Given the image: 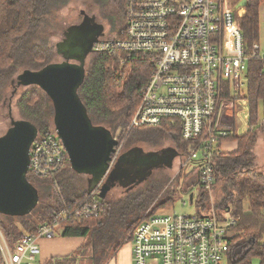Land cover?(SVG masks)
Listing matches in <instances>:
<instances>
[{
  "label": "built area",
  "instance_id": "built-area-1",
  "mask_svg": "<svg viewBox=\"0 0 264 264\" xmlns=\"http://www.w3.org/2000/svg\"><path fill=\"white\" fill-rule=\"evenodd\" d=\"M244 12L239 1L125 0L122 27L94 44L96 52L115 57L120 65L130 59L152 64L125 133L144 127L178 133L186 144L180 166L190 167L196 185L205 192L216 182L215 156L225 151L224 138L235 132V106L247 105L248 61L264 59L258 43L245 45L240 25ZM113 137L118 140L114 161L123 141L119 135ZM67 160L60 138L50 129L32 141L28 171L52 177ZM100 185L73 210L59 213L76 218L97 214ZM56 218L41 224L36 233L25 234L14 250L3 237L2 263L33 264L40 253L39 239L54 236ZM235 224L234 217L219 216L214 209L193 215L172 210L149 213L129 236L131 264H226Z\"/></svg>",
  "mask_w": 264,
  "mask_h": 264
},
{
  "label": "trees",
  "instance_id": "trees-1",
  "mask_svg": "<svg viewBox=\"0 0 264 264\" xmlns=\"http://www.w3.org/2000/svg\"><path fill=\"white\" fill-rule=\"evenodd\" d=\"M108 1L118 9L123 19L125 0ZM46 2L47 0H0V86L11 77L19 62H29L31 69H39L50 62L49 55L38 52L30 54L27 48V38L33 32L36 17ZM263 4L264 0H247L244 7L240 25L247 48L258 43L259 10ZM263 67L264 59L255 57L248 61L244 96L248 105L247 130L243 134L234 132L225 137L224 141H236V149L215 156L216 181H227L222 187L223 196L216 206L217 213L219 216L226 213L236 219V224L231 228L234 235L230 240L228 264H252L253 259H257L258 264H264V176L254 163L255 155L251 148L255 138L254 128L258 122L257 104L259 101L264 102ZM151 71L152 64L147 61L130 59L120 65L115 57L96 53L87 64L83 81L78 88V95L92 123L103 125L108 130L111 126H127ZM16 106L23 118L36 125L38 133L55 129L52 101L43 90L39 91L36 85L21 94ZM260 127L264 128V122ZM171 135L181 143L185 152L186 144L180 140V135ZM68 162L69 160L66 164ZM65 166L57 174L45 178L33 175L27 170V180L36 189L39 197L37 205L22 214L0 212V231L11 250L15 249L25 234L36 233L41 224L50 221L54 216H57L55 232L59 229L60 236H80L85 242L102 227V215L107 212L109 204L100 197L99 211L94 216L76 218L59 213L61 210H73L89 192L82 190L74 195L62 194L58 177L60 180ZM114 171L108 174L109 181L115 179ZM204 194L205 191L199 190L196 199V205L201 210L205 207ZM171 200L168 198L159 204L167 206ZM139 218L126 225L127 233L132 231ZM123 241L127 242L129 238ZM121 243L114 246L113 253ZM89 244L84 243L75 252L55 259L56 264H79L81 260L85 264H105L108 256L107 252H104L105 248V257H96L94 254L101 245L93 242ZM2 261L0 249V264Z\"/></svg>",
  "mask_w": 264,
  "mask_h": 264
},
{
  "label": "rangeland",
  "instance_id": "rangeland-1",
  "mask_svg": "<svg viewBox=\"0 0 264 264\" xmlns=\"http://www.w3.org/2000/svg\"><path fill=\"white\" fill-rule=\"evenodd\" d=\"M228 1L234 4L240 0ZM45 4L46 5L36 17L33 32L27 38V48L30 54L38 52L49 55L50 61H60V55L56 54V42L61 39L62 31L67 26L79 21L81 10L89 15L94 14L98 21H103L107 26L109 25V22L115 20L117 23V21L122 18L118 9L108 0H47ZM111 15L113 16V19L110 18ZM115 31H109L106 35H111L110 37H113ZM258 44L261 53H264V4L261 5L259 10ZM95 55L96 54H94V56ZM91 58L92 57L87 61L86 66ZM26 68L31 69L29 62H19L15 66L11 77L3 84V86H0V135L7 130L12 120L23 118L18 111L16 101L21 94L33 85H17L16 76ZM36 88L39 91H42L39 87L36 86ZM242 109L243 112L241 111ZM234 111L235 116L238 115V117H235L234 130L237 134H242L247 129L246 113H248V105H236ZM257 117L258 122L254 128L255 138L253 146L251 147L252 150L254 147V151L257 145L263 144L261 138H259V141L257 138L258 135L260 137L262 136L259 133H264V128L260 127L261 121L264 118L263 101H259L257 104ZM226 119L228 120L229 117H226ZM106 124L107 126H111L110 123ZM125 127L126 126H111L110 131L113 135H119L123 141L121 150L135 149L136 147H141L145 150V156L139 164H145L146 162L144 161L148 159L149 154H151L150 152H155L160 148L176 146L177 144L178 150H183L181 143H176V137L170 135L172 133L168 131L164 130V132L156 127H146L133 128V130L131 129L125 133ZM261 154H264V149H262ZM177 161L178 159L175 158L173 166L167 164L164 167L152 170L147 176L138 175L133 178H123L124 181H122V183L119 182V184L111 188L104 197H100L103 201H106L109 206L105 215H102V227L99 231L93 233L94 236L87 238L85 242L88 244L89 242L99 243L101 245L94 254L96 257H103L104 252H107L108 256L112 254L114 246L117 243H121L124 239L127 240L129 238L132 232L127 233L126 231V225L129 222L138 217L141 219L144 215L153 213L159 208L165 207L167 210H172L177 214L186 215L197 213L206 214L210 209L218 210L216 206L223 196L222 187L227 181L219 179L214 183L210 191L205 192L203 201L205 207L201 210L195 202L199 195V188L195 184L197 178L193 172H189L190 167L183 170ZM136 165L137 163H133L130 166L134 167ZM65 167L66 168H64L63 172L60 174V180L58 177L59 187L62 194L67 196L74 195L85 190L86 177L83 174L74 171L71 167L70 161ZM188 172L189 175L191 173L193 174L190 175L191 180H188V178L184 179L185 174ZM189 186L190 188L187 191H184ZM190 194L193 195L192 202L189 200ZM168 198L172 199L168 204V207L159 204ZM56 233L57 232H55V234ZM0 245L3 247L5 246L1 231ZM103 249L105 250L104 252ZM79 264H85V262L81 260Z\"/></svg>",
  "mask_w": 264,
  "mask_h": 264
},
{
  "label": "water",
  "instance_id": "water-1",
  "mask_svg": "<svg viewBox=\"0 0 264 264\" xmlns=\"http://www.w3.org/2000/svg\"><path fill=\"white\" fill-rule=\"evenodd\" d=\"M246 4L247 0L239 1L240 6L245 7ZM80 27L74 24L68 26L65 38L56 42V53L63 54V60L50 61L39 69H24L16 76V84L36 85L49 96L53 104L55 131L68 154L72 169L88 176L89 192L101 183L98 195L104 197L114 186V183L108 179L104 181V178L110 172L118 140L105 126L92 123L78 95L85 74L86 55L91 47L89 43L79 41L77 31ZM37 133L33 122L21 118L12 120L7 130L0 135L1 213H26L34 209L39 201L36 189L26 177L29 148ZM135 149L142 151L140 147ZM150 153L149 156L155 154ZM176 154L175 149H172L165 165H172V157ZM145 169L150 170L152 166L147 165ZM114 170L113 173L116 172ZM149 173L141 171L140 176ZM189 199H192V195Z\"/></svg>",
  "mask_w": 264,
  "mask_h": 264
},
{
  "label": "flooded vegetation",
  "instance_id": "flooded-vegetation-1",
  "mask_svg": "<svg viewBox=\"0 0 264 264\" xmlns=\"http://www.w3.org/2000/svg\"><path fill=\"white\" fill-rule=\"evenodd\" d=\"M81 12L83 13L84 11L81 10ZM81 12H80L79 21L75 23L74 25H77V26L81 25L80 29L77 31V36L79 37V41L81 40L80 42H87L91 45L86 55V59H85V68H86V63L89 60V58L93 57L94 54H96V51L94 49V44L101 39H108L111 36V35L109 36L106 35L109 31L116 30L115 31L116 33L122 27L123 19L120 18V20L117 21V23L115 22V20L112 22H109V25L107 26L103 23V21L102 22L98 21L94 14L89 15L86 12L82 14ZM110 18L113 19V16L111 15ZM67 28L68 26L62 31V36L60 40L65 38L64 33L67 32ZM58 55H60V61L64 59L63 54H58ZM172 149H175V148L172 146L160 148L159 150L155 151L154 155L149 156L148 159L144 161V162L149 161L148 164H143V165L139 164L143 160V157L145 156L143 149H142L143 151H139L136 149L121 150L111 164L110 172L116 169V172L114 173V175H117L115 176L117 178L112 180L111 182L114 183V186H115L119 184L120 180L124 181L123 178L128 179V178H133L138 175L140 176L141 171H144L147 173L149 171L151 172L154 169L164 167L165 161H168V158H169L168 155L171 154ZM175 151L177 152V154L174 155V157H172V164L174 163L175 158L178 160L179 159L181 160L182 155L184 154L183 150L179 151L178 149H175ZM152 162H155V164H152ZM133 163H137V165L134 167L130 166ZM147 165L152 166V169L146 170L145 167H147ZM107 176L104 178V181L107 180Z\"/></svg>",
  "mask_w": 264,
  "mask_h": 264
},
{
  "label": "crops",
  "instance_id": "crops-1",
  "mask_svg": "<svg viewBox=\"0 0 264 264\" xmlns=\"http://www.w3.org/2000/svg\"><path fill=\"white\" fill-rule=\"evenodd\" d=\"M247 130V129H246ZM246 130L244 132H246ZM243 132V133H244ZM242 133V134H243ZM170 134V133H168ZM262 136L260 137L259 135L257 136L258 141L261 138V142L263 144L257 145L255 151L254 147L252 152L255 154V163L258 167V170L263 174L264 176V154H261L262 149H264V133L261 132L259 133ZM171 135V134H170ZM177 143V140H176ZM256 145V142H255ZM175 149H178L177 144L176 146H172ZM237 147L236 141H224L222 144L223 150L227 151H233ZM141 148V147H140ZM142 149V148H141ZM145 151V150H144ZM181 161V160H180ZM180 161L178 160V164L180 165ZM173 166V164H172ZM187 175V176H186ZM190 175H193L192 173ZM189 175V172L185 174V178L188 180H191V176ZM86 177V189H87V179L88 176L84 175ZM196 180V179H195ZM197 180L195 181L196 184ZM190 188V186L188 187ZM186 188V189H188ZM184 191H187V190ZM190 196V195H189ZM190 200V199H189ZM167 205L166 207H168ZM158 210H163V211H168L165 207L159 208ZM56 234L51 237V238H41L39 239V247H40V253L38 256L35 258L33 264H56L55 259L59 257H65L73 252H75L77 249H79L84 243L85 239L80 236H60V230H56ZM234 235V232L232 231L230 240L232 236ZM3 264V263H1ZM105 264H131V244L129 241L125 243L123 241L120 246L117 248V250L110 254L106 258ZM226 264H228V258L226 260ZM252 264H258L257 259H253Z\"/></svg>",
  "mask_w": 264,
  "mask_h": 264
},
{
  "label": "bare ground",
  "instance_id": "bare-ground-1",
  "mask_svg": "<svg viewBox=\"0 0 264 264\" xmlns=\"http://www.w3.org/2000/svg\"><path fill=\"white\" fill-rule=\"evenodd\" d=\"M241 13H243V10L241 11ZM95 53V52H94Z\"/></svg>",
  "mask_w": 264,
  "mask_h": 264
}]
</instances>
